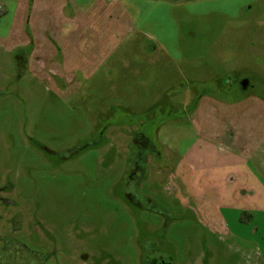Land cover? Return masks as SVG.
I'll list each match as a JSON object with an SVG mask.
<instances>
[{
    "label": "rangeland",
    "instance_id": "374dc122",
    "mask_svg": "<svg viewBox=\"0 0 264 264\" xmlns=\"http://www.w3.org/2000/svg\"><path fill=\"white\" fill-rule=\"evenodd\" d=\"M161 232L264 264V0H0V264H138Z\"/></svg>",
    "mask_w": 264,
    "mask_h": 264
},
{
    "label": "flooded vegetation",
    "instance_id": "af4514ba",
    "mask_svg": "<svg viewBox=\"0 0 264 264\" xmlns=\"http://www.w3.org/2000/svg\"><path fill=\"white\" fill-rule=\"evenodd\" d=\"M238 82L240 83L241 87L245 90L248 87H251L252 83L248 77L245 76H239ZM246 84V85H243ZM202 96V95H201ZM200 95L196 98V107L200 102ZM150 143V144H149ZM142 145H147L148 148L143 147L144 149H149V153H143L141 149ZM136 146V159L134 161V167L135 170L140 169L143 171V168L147 166V159H151L154 163H156V158L153 156L155 154V146L151 144L150 140L148 137H146L144 134L139 136V139L136 140L135 143ZM138 146V147H137ZM142 164V166H141ZM143 178H146L145 174H142ZM160 231H163L164 229L160 228ZM147 239L143 240L141 238H137V241L140 243L145 242L147 246H143L142 251L139 252V259H138V264H163V263H171L174 264V262L171 260L172 256V249L170 247L169 241L165 240V235L161 232L159 235V240H156V238L146 236ZM141 239V240H139ZM107 255V254H106ZM104 259L96 261L92 259L90 263H87L85 261H81L79 264H111V261H109L110 258L108 256L102 257ZM203 264V263H202ZM206 264V262H204Z\"/></svg>",
    "mask_w": 264,
    "mask_h": 264
},
{
    "label": "trees",
    "instance_id": "16d2710c",
    "mask_svg": "<svg viewBox=\"0 0 264 264\" xmlns=\"http://www.w3.org/2000/svg\"><path fill=\"white\" fill-rule=\"evenodd\" d=\"M29 50H30V48H29ZM195 106H196V103H195ZM194 106V107H195ZM141 135H143L142 133H139V135L138 136H141ZM136 139V138H135ZM139 139V138H138ZM137 140V139H136ZM135 140V141H136ZM0 241H1V247H0V253H1V251H4V250H7V249H9V245L13 242L11 239H10V237H0ZM14 244L17 246L15 249H14V251H16V252H19V253H21V252H23V253H26L27 252V248H26V246L24 245V244H19L18 242H14ZM43 259H45V254H44V256H43ZM19 261V260H18ZM23 262H25V260H23ZM27 262V261H26ZM40 264H41V262H40Z\"/></svg>",
    "mask_w": 264,
    "mask_h": 264
},
{
    "label": "water",
    "instance_id": "95a60500",
    "mask_svg": "<svg viewBox=\"0 0 264 264\" xmlns=\"http://www.w3.org/2000/svg\"><path fill=\"white\" fill-rule=\"evenodd\" d=\"M243 85H246V84H243ZM163 264H171V263H163Z\"/></svg>",
    "mask_w": 264,
    "mask_h": 264
}]
</instances>
